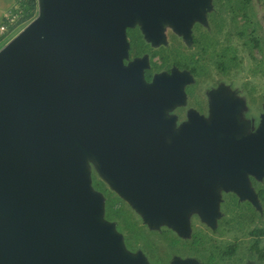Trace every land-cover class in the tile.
Here are the masks:
<instances>
[{
	"label": "water",
	"instance_id": "1",
	"mask_svg": "<svg viewBox=\"0 0 264 264\" xmlns=\"http://www.w3.org/2000/svg\"><path fill=\"white\" fill-rule=\"evenodd\" d=\"M133 4L36 0L34 18L0 48V264H147L103 218L89 167L148 219L147 195L133 180L145 179L154 142L162 140L142 110L160 107L144 102L167 98L165 82L126 76L129 66L101 49V12L124 16ZM213 118L178 131L206 187L200 194L221 186L253 201L247 180L232 173L264 174V114L246 136L236 122Z\"/></svg>",
	"mask_w": 264,
	"mask_h": 264
},
{
	"label": "flooded vegetation",
	"instance_id": "2",
	"mask_svg": "<svg viewBox=\"0 0 264 264\" xmlns=\"http://www.w3.org/2000/svg\"><path fill=\"white\" fill-rule=\"evenodd\" d=\"M132 1V10L124 16L101 12V49H108L112 63L119 59L123 67L129 66L126 76L140 75L146 85L160 76L165 82L162 95L167 98L145 101L160 107L142 110L154 117L151 127L162 137L154 142L145 179L133 180L143 187L151 215L145 220L139 206L127 202L98 175L103 204L108 194L118 197L122 201L118 208L129 207L140 235L131 238L111 212L107 221L117 228L129 247L126 250L141 253L147 264H172L175 259H191L195 264H264V174L232 173L247 180L255 202L221 186L202 198L200 193L206 187L197 178L198 166L189 164L186 140L178 132L185 123L195 124L193 120L201 118L209 121L211 115L216 123L236 122L242 128L241 136L259 126L264 95L254 97L248 76L235 84L243 72L237 52L259 45L250 38L260 27L255 13L250 12V0ZM248 72L252 78L264 72V54ZM251 98L258 106L253 118L247 107ZM171 131L178 132V139H171ZM134 137L136 143L145 142L140 133Z\"/></svg>",
	"mask_w": 264,
	"mask_h": 264
},
{
	"label": "rangeland",
	"instance_id": "3",
	"mask_svg": "<svg viewBox=\"0 0 264 264\" xmlns=\"http://www.w3.org/2000/svg\"><path fill=\"white\" fill-rule=\"evenodd\" d=\"M250 12L255 13L256 22L257 23L259 22L258 25L260 26L255 33L250 35V38L254 37L257 42L259 41V45L258 47H255L253 50L250 49L251 46H249V49H240V51L237 52L238 55L242 57V62L240 66L242 67L243 72H239V75L241 73L242 74L239 77L235 78L236 79L235 84L236 85L239 84L244 77L248 76L247 79L249 85L251 88H253V92H255L254 97L260 98L262 95H264V72H261L262 74H257L258 75L257 77L252 78L249 77L248 75L249 73L248 69H252L253 63H256V61L260 59L261 55L264 54V0H250ZM35 15H36V11H35ZM19 16L17 17V19L19 18ZM34 16L31 19H33ZM30 20L16 25L13 30L8 32L6 31L5 34H3V36H0V48L4 46V44H6L12 37H14ZM251 101L252 98L247 104V107L249 108V117L253 118L254 116L256 117V114L258 112L257 111L258 106L257 104ZM244 121L246 124H248L247 120ZM254 124H255V119H254ZM89 167H90V176L92 179L91 186L93 189L94 188L99 189L98 192L101 193V178L98 176V173L92 163H90ZM106 198H107V202L105 203V205L103 204V218L105 220L111 219L112 216L109 215V213L111 212L112 214H114V216H116L120 221L123 222V225L131 233L132 235L131 238L133 237L135 238L136 236L140 235V230L131 220L133 219V215L132 213H130L129 207L127 208L126 205H124L123 207L121 206V208L119 209L118 207L120 206V204H122V201L114 195L112 196L111 194H108L106 195ZM114 206H116L117 208L116 210H114ZM104 209H105V213H104ZM124 247L129 248L126 243ZM149 264H153L152 261H149Z\"/></svg>",
	"mask_w": 264,
	"mask_h": 264
},
{
	"label": "trees",
	"instance_id": "4",
	"mask_svg": "<svg viewBox=\"0 0 264 264\" xmlns=\"http://www.w3.org/2000/svg\"><path fill=\"white\" fill-rule=\"evenodd\" d=\"M18 9L21 10L19 18L15 21V23L8 25L4 33L2 32L1 36H3V34H5L6 31L8 32L13 30L16 25L30 20L35 15L36 0L18 1Z\"/></svg>",
	"mask_w": 264,
	"mask_h": 264
},
{
	"label": "crops",
	"instance_id": "5",
	"mask_svg": "<svg viewBox=\"0 0 264 264\" xmlns=\"http://www.w3.org/2000/svg\"><path fill=\"white\" fill-rule=\"evenodd\" d=\"M18 1L20 0H0V24L4 21L7 14L17 10Z\"/></svg>",
	"mask_w": 264,
	"mask_h": 264
},
{
	"label": "built area",
	"instance_id": "6",
	"mask_svg": "<svg viewBox=\"0 0 264 264\" xmlns=\"http://www.w3.org/2000/svg\"><path fill=\"white\" fill-rule=\"evenodd\" d=\"M20 1H22V0H20ZM20 12H21V10L18 9V7H17V10H14L11 13L6 15L4 21L0 24V33L4 32L8 25L15 22V20L19 16Z\"/></svg>",
	"mask_w": 264,
	"mask_h": 264
}]
</instances>
